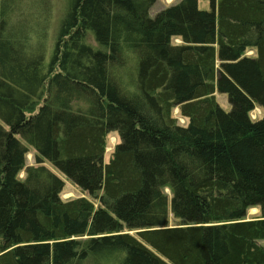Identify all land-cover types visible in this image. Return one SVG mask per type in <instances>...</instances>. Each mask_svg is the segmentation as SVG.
<instances>
[{"label":"trees","instance_id":"obj_1","mask_svg":"<svg viewBox=\"0 0 264 264\" xmlns=\"http://www.w3.org/2000/svg\"><path fill=\"white\" fill-rule=\"evenodd\" d=\"M155 1L0 0V264H264V0Z\"/></svg>","mask_w":264,"mask_h":264},{"label":"rangeland","instance_id":"obj_2","mask_svg":"<svg viewBox=\"0 0 264 264\" xmlns=\"http://www.w3.org/2000/svg\"><path fill=\"white\" fill-rule=\"evenodd\" d=\"M67 1L68 0H50V2H51V12H50L51 17L49 20L50 22H49V30H48V49H50L52 47V45L54 44V40L56 37L57 24L65 12V9L67 6ZM179 1L180 0H156L153 3V5L151 6V8L149 9V15L151 17H154V15L158 11H160L161 9H163L167 6L176 4ZM198 7H199V9L209 10L210 9L209 0H198ZM91 36H92L91 33H89V35H87V37H86V40L90 44H92L93 46H97V44L95 43V41L93 40V38ZM172 42L177 44L180 42V40L177 38H173ZM247 54L252 55L253 51H248ZM215 97H216V100L219 103V105L224 110L228 111L230 109L226 94L215 93ZM172 115H173V117L176 118L177 122L180 125H185V123L187 122L186 119L182 118L179 115L178 110L176 108L173 109ZM262 115H263V111L258 106H255V108L249 114V116L253 120L261 117ZM118 142H119V137L116 133L112 132L107 136L105 154H104V162L105 163L109 160L110 155L112 153V150ZM34 155H35L34 149L32 147L28 146V151L25 155V165L26 166H30V165L35 164V159H34L35 156ZM43 165H45L50 170L55 172L57 175H59L65 181L64 187L60 193L61 199L66 200L69 198H76V197H86V198L90 199L89 196L87 195V193L82 192L79 188L74 186L70 181L66 180V178L60 172H58V170H56L50 163L44 162ZM23 176H24V171H21L18 174V177L22 178ZM164 192L168 196H170V192L167 188H164ZM255 208L256 207H251L247 210V213H246L247 219H251V218L258 216V214H259L258 208H256V209ZM169 223L170 224L174 223V219L170 213V210H169ZM259 243L264 247V240H260Z\"/></svg>","mask_w":264,"mask_h":264},{"label":"bare ground","instance_id":"obj_3","mask_svg":"<svg viewBox=\"0 0 264 264\" xmlns=\"http://www.w3.org/2000/svg\"><path fill=\"white\" fill-rule=\"evenodd\" d=\"M256 209V208H255Z\"/></svg>","mask_w":264,"mask_h":264}]
</instances>
